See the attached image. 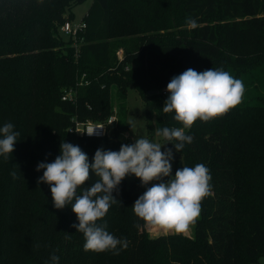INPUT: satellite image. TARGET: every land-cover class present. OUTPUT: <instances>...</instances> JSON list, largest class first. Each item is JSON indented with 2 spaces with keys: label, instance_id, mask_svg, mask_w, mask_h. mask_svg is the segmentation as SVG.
I'll return each mask as SVG.
<instances>
[{
  "label": "trees",
  "instance_id": "1",
  "mask_svg": "<svg viewBox=\"0 0 264 264\" xmlns=\"http://www.w3.org/2000/svg\"><path fill=\"white\" fill-rule=\"evenodd\" d=\"M84 1L0 0V128L10 122L19 132L14 152L7 160L0 156V264H53V254L56 264L259 263L264 94L221 117L197 120L185 130L192 142L179 153L165 145L173 149V175L199 163L210 170L212 194L201 203L192 236L141 235L144 223L132 206L146 188L125 178L97 224L127 239L128 248L118 255L85 251L71 206L54 207L50 186L37 182L43 170L36 169L61 154L62 141L79 146L90 163L97 149L119 151L122 133L131 129L122 115L130 86L142 96L150 128L156 121L161 129L183 127L174 112H163L169 95L163 89L189 68L252 70L264 86V0H93L75 47L61 25ZM188 18L198 27L188 28ZM70 88L75 101L63 97ZM112 115L117 121L103 136L75 130L76 121L106 122ZM96 179L91 174L85 187Z\"/></svg>",
  "mask_w": 264,
  "mask_h": 264
},
{
  "label": "clouds",
  "instance_id": "2",
  "mask_svg": "<svg viewBox=\"0 0 264 264\" xmlns=\"http://www.w3.org/2000/svg\"><path fill=\"white\" fill-rule=\"evenodd\" d=\"M187 27L197 28V21L188 18ZM166 90L169 95L163 112H174L175 121L183 125L156 129V137L167 143L136 138L132 144H122L119 151L97 149L90 163L88 155L79 146L62 141L61 154L53 162L37 165V171L43 170L37 182L50 186L54 207L62 210L71 206L78 220L72 227L83 234L85 251H111L118 255L119 250L128 248L127 239H118L106 230V224H97L117 202L113 193L118 192L119 185L128 176H135L146 188L132 206L134 214L148 225L176 234L186 232L195 223L203 199L212 194L210 170L204 164L178 168L173 175V149H161L171 144L179 153L193 140L185 130L191 129L197 120L208 122L238 106L242 102L244 84L223 69L197 72L189 68L174 76ZM103 128H88L86 133L92 136L96 129ZM13 129L10 122L0 128L3 137L0 138V156L5 160L14 152L19 136ZM93 173L98 179L85 187ZM153 181L158 183L152 184ZM149 184L152 186L148 187ZM51 260L56 264L59 257L53 254Z\"/></svg>",
  "mask_w": 264,
  "mask_h": 264
},
{
  "label": "rangeland",
  "instance_id": "3",
  "mask_svg": "<svg viewBox=\"0 0 264 264\" xmlns=\"http://www.w3.org/2000/svg\"><path fill=\"white\" fill-rule=\"evenodd\" d=\"M93 0H85L84 2L75 5L72 8L73 13V21L74 22H80L84 19L85 15L87 14V11L89 10ZM225 71L229 72L234 78L240 79L244 84V94L242 101L248 98L249 96H254L257 93L264 94V86L259 83L257 77L259 76L256 74H252V70H246L245 74H243L241 71L235 69L234 67L227 66L225 68ZM251 73V74H250ZM245 75H251L254 77L252 80L246 77H243ZM123 118L126 119L131 124V129H128L127 131L123 132L121 135L123 144H132L134 143L136 138H146L153 142H159L161 144H164L165 141L162 138L156 137V121H154V128H150V119L147 116L146 108L142 100L141 94L138 92L137 88L134 86H130L128 88L127 98L125 100V110L122 113ZM121 116V115H120ZM118 115V117L120 118ZM115 125V124H113ZM111 125L108 129V134L110 135L112 132V126ZM162 151L165 150V145L161 149ZM174 161H172V174L174 173ZM138 179L135 176H128L126 177V182H131L132 180ZM144 224L141 225V235L142 233H146L149 235L150 238L158 237L163 234H169V233H175L171 231H165L163 229H160L155 226H151L146 224L143 221ZM194 232V224L190 225L189 229L181 233L185 236H192ZM251 264H264V255L260 257L259 263H251Z\"/></svg>",
  "mask_w": 264,
  "mask_h": 264
},
{
  "label": "built area",
  "instance_id": "4",
  "mask_svg": "<svg viewBox=\"0 0 264 264\" xmlns=\"http://www.w3.org/2000/svg\"><path fill=\"white\" fill-rule=\"evenodd\" d=\"M87 24L86 21L83 19L80 22H74L72 19H66L62 25H61V32L64 34V36L70 37L74 40L75 47H78V40L80 38L81 33L85 30ZM118 55L120 58L123 57V50L120 49L118 52ZM167 88L163 89L164 93H167ZM64 99H68L71 101H75V91L73 88L68 89L64 94ZM114 121H117V116L112 115L108 118L106 122H93V121H87V122H80L76 121L75 130L79 131L82 134H85L89 136L86 131L88 128H95L97 126H103L105 128L103 129H96V134L92 136L100 137L106 134L107 131V125L114 123Z\"/></svg>",
  "mask_w": 264,
  "mask_h": 264
}]
</instances>
